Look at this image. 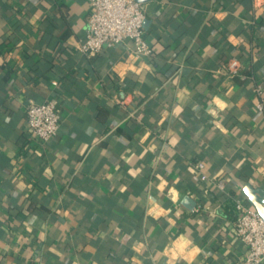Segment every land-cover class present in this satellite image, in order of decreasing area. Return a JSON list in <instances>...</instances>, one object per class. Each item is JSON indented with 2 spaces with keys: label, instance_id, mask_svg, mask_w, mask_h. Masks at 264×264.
I'll list each match as a JSON object with an SVG mask.
<instances>
[{
  "label": "crops",
  "instance_id": "1",
  "mask_svg": "<svg viewBox=\"0 0 264 264\" xmlns=\"http://www.w3.org/2000/svg\"><path fill=\"white\" fill-rule=\"evenodd\" d=\"M142 5L151 57H88V0H0V264H243L227 205L264 207V0ZM30 101L60 107L47 143Z\"/></svg>",
  "mask_w": 264,
  "mask_h": 264
},
{
  "label": "built area",
  "instance_id": "2",
  "mask_svg": "<svg viewBox=\"0 0 264 264\" xmlns=\"http://www.w3.org/2000/svg\"><path fill=\"white\" fill-rule=\"evenodd\" d=\"M90 11L87 20L85 38L79 44V52L92 57L105 47H114L127 41L132 42L137 57H151L152 49L146 39V15L143 5L136 0H88ZM241 63L231 59L226 64L229 74L240 73ZM258 97L256 109L264 114V85L258 83L255 89ZM29 131L34 139L47 143L58 132L61 110L55 101L35 103L30 101L26 107ZM202 181L208 180L203 162L196 164ZM224 189L226 182H218ZM199 211V208L195 210ZM235 219L233 232L235 237L247 247L243 264H264V219L257 210L242 201L234 206Z\"/></svg>",
  "mask_w": 264,
  "mask_h": 264
},
{
  "label": "water",
  "instance_id": "3",
  "mask_svg": "<svg viewBox=\"0 0 264 264\" xmlns=\"http://www.w3.org/2000/svg\"><path fill=\"white\" fill-rule=\"evenodd\" d=\"M138 3L140 4H145V3H148L150 2L151 0H136ZM148 24V21L145 22V27L147 26ZM258 213L261 215V217L264 219V207H259L257 206V209Z\"/></svg>",
  "mask_w": 264,
  "mask_h": 264
},
{
  "label": "trees",
  "instance_id": "4",
  "mask_svg": "<svg viewBox=\"0 0 264 264\" xmlns=\"http://www.w3.org/2000/svg\"><path fill=\"white\" fill-rule=\"evenodd\" d=\"M227 208H230V210H234V205L231 203V205H227Z\"/></svg>",
  "mask_w": 264,
  "mask_h": 264
}]
</instances>
